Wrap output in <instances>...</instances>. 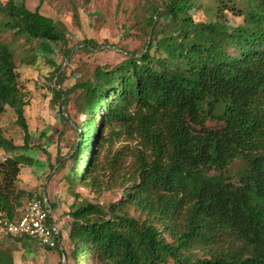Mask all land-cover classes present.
Returning a JSON list of instances; mask_svg holds the SVG:
<instances>
[{"label": "trees", "instance_id": "trees-1", "mask_svg": "<svg viewBox=\"0 0 264 264\" xmlns=\"http://www.w3.org/2000/svg\"><path fill=\"white\" fill-rule=\"evenodd\" d=\"M43 3L31 10L26 0H0V117L10 108L24 133L23 145L14 146L0 130V150L42 148L31 145L30 101L14 52L20 40L37 41L41 56L25 64L41 59L54 68L51 103L78 136L70 155L72 198H80L79 185L97 196L121 192L107 205H71L67 260L264 264V0H166L149 11L145 51L126 53L115 66L96 65L68 88L62 65L44 51L66 47L67 29L40 12ZM203 10L207 21L196 20ZM81 46L102 49L93 39ZM189 111L206 112L224 128L193 132ZM236 162L243 170L230 176ZM32 165L23 154L0 158V223L17 222L26 201L44 203L19 182ZM63 166L57 158L56 169ZM0 264L13 263L6 253Z\"/></svg>", "mask_w": 264, "mask_h": 264}, {"label": "rangeland", "instance_id": "rangeland-1", "mask_svg": "<svg viewBox=\"0 0 264 264\" xmlns=\"http://www.w3.org/2000/svg\"><path fill=\"white\" fill-rule=\"evenodd\" d=\"M164 1L166 0H44L40 12L63 23L67 29L66 47L48 45L44 48L48 59L58 66L62 65L63 87H72L82 73L92 71L96 65L115 66L125 60L126 53L145 51L148 38L143 29L149 11ZM39 4L40 0H26V5L31 10ZM208 17L209 13L205 10L195 15L198 21H207ZM8 39L11 40V37ZM85 39L95 40L102 45V49L84 51L81 45ZM37 44V41L28 43L20 40L14 47V52L21 72V85L30 101L25 115L31 133V145H42V148L36 147L24 152L8 148L0 150V158L23 154L33 161L32 166L23 168L20 185L38 198H45L52 205V222L60 228L62 247L60 251L48 250L32 239H15L7 235L0 225V254L7 253L13 264H73L64 255L65 251L69 253L67 236L71 205L80 204L84 199L107 205L117 201L121 192L115 189L97 196L79 185L75 191L80 198L76 201L72 198L69 189V180L73 174L70 155L78 136L72 124L66 121V115L59 113L51 103L54 83L50 74L54 68L40 58L34 66L27 67L25 64L26 59L41 56L36 52ZM65 51H72L69 57L65 56ZM43 78L45 81H42ZM70 111L74 115L72 107ZM184 117L193 132L214 133L224 128V121L216 120L206 112L189 111ZM0 130L14 146L23 145L24 133L16 125V117L10 108L0 117ZM120 146L121 144H116L113 150ZM105 154L106 150L101 155V160ZM57 158H64L61 169H56ZM242 170L243 163L236 162L227 173L236 176ZM28 203L26 201L25 208Z\"/></svg>", "mask_w": 264, "mask_h": 264}, {"label": "built area", "instance_id": "built-area-1", "mask_svg": "<svg viewBox=\"0 0 264 264\" xmlns=\"http://www.w3.org/2000/svg\"><path fill=\"white\" fill-rule=\"evenodd\" d=\"M53 209L45 199L44 203L31 200L17 222L2 221L5 233L14 238H29L44 248H60V228L52 222Z\"/></svg>", "mask_w": 264, "mask_h": 264}, {"label": "water", "instance_id": "water-1", "mask_svg": "<svg viewBox=\"0 0 264 264\" xmlns=\"http://www.w3.org/2000/svg\"><path fill=\"white\" fill-rule=\"evenodd\" d=\"M65 255V254H64Z\"/></svg>", "mask_w": 264, "mask_h": 264}]
</instances>
